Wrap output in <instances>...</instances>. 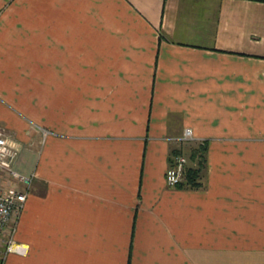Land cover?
Returning <instances> with one entry per match:
<instances>
[{
  "label": "crops",
  "instance_id": "0c3cea01",
  "mask_svg": "<svg viewBox=\"0 0 264 264\" xmlns=\"http://www.w3.org/2000/svg\"><path fill=\"white\" fill-rule=\"evenodd\" d=\"M0 130L31 176L1 264H264V0H0Z\"/></svg>",
  "mask_w": 264,
  "mask_h": 264
},
{
  "label": "built area",
  "instance_id": "2783aa9c",
  "mask_svg": "<svg viewBox=\"0 0 264 264\" xmlns=\"http://www.w3.org/2000/svg\"><path fill=\"white\" fill-rule=\"evenodd\" d=\"M45 135V132H43ZM190 128H185L179 141L192 140ZM18 148L12 145L0 130V256L9 251L23 253L20 242L14 239L16 222L28 195L31 176H26L15 169ZM187 157L183 153H173L165 171V182L175 186L183 179Z\"/></svg>",
  "mask_w": 264,
  "mask_h": 264
},
{
  "label": "trees",
  "instance_id": "16d2710c",
  "mask_svg": "<svg viewBox=\"0 0 264 264\" xmlns=\"http://www.w3.org/2000/svg\"><path fill=\"white\" fill-rule=\"evenodd\" d=\"M208 141L197 140L187 147V165L183 173V179L175 186L187 189H199L204 187V179L207 173ZM182 153L181 149H174L173 153Z\"/></svg>",
  "mask_w": 264,
  "mask_h": 264
},
{
  "label": "rangeland",
  "instance_id": "374dc122",
  "mask_svg": "<svg viewBox=\"0 0 264 264\" xmlns=\"http://www.w3.org/2000/svg\"><path fill=\"white\" fill-rule=\"evenodd\" d=\"M1 262H2V261H1V256H0V264H1Z\"/></svg>",
  "mask_w": 264,
  "mask_h": 264
}]
</instances>
